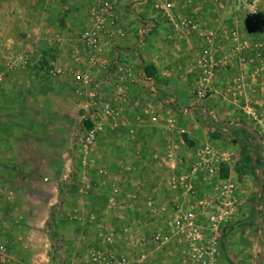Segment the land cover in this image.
I'll list each match as a JSON object with an SVG mask.
<instances>
[{"label": "crops", "instance_id": "obj_1", "mask_svg": "<svg viewBox=\"0 0 264 264\" xmlns=\"http://www.w3.org/2000/svg\"><path fill=\"white\" fill-rule=\"evenodd\" d=\"M96 1L0 0L1 27L9 23L15 31L9 39L10 47H26L40 56L44 78L56 68L61 71L57 77L68 76L75 81L73 75L94 66L93 86H104L110 99L116 100L121 115L116 119V128L111 130L108 122L104 123L90 159L73 146L81 190L95 187L108 202L100 209L101 217L92 215L89 219L92 232L93 223L104 221L102 231L111 235L112 244L127 254L130 264H145L151 255L156 259L157 250L162 251L160 254L165 251L161 262L167 258L181 261L182 245L178 240L171 237L161 245L157 233L169 235V218L175 217L178 210H187L189 199L209 197L220 175L237 183L239 208L220 229L218 262L264 264V30L249 28L255 25L234 8L211 5L206 0H183L177 4L174 18L156 8L154 0H109L114 3L117 22L113 27L115 36L103 34L102 60H107L106 65L89 61L90 52L78 39L81 32L93 27L91 10ZM196 8L198 12L194 13ZM186 16H194L208 28L215 27L222 55L230 58L208 82L204 98L192 89L194 81L199 83L204 77L199 62L204 38L198 30L179 34L175 29L180 17ZM147 25L150 27L142 39L140 29ZM234 25L240 27L237 38L228 29ZM255 27L264 29V16L262 25ZM156 30V36L150 35ZM1 38L0 31V50ZM149 67L157 70V78L148 74ZM51 77L48 79H55ZM97 90L93 95L88 92L91 98L106 101ZM145 108H149L148 113H144ZM63 110L55 107V115L58 117ZM2 125L0 120V131ZM60 130L63 128L57 120L51 133ZM12 139L9 149L15 152L13 162L20 165L17 150L21 142L17 137ZM26 144L27 149L39 150L46 157L56 148L48 139L41 144L32 140ZM206 147L230 154L229 160L215 165L214 177L192 172ZM3 148L8 147L0 140V150ZM57 148L63 168L67 152L65 146ZM190 183L198 193L195 197L186 187ZM52 191V197L60 196L58 184ZM99 196L90 198L89 212L99 211ZM95 217L97 221L92 222ZM45 222L38 230L47 231L50 245L52 234ZM35 228H28L30 236L35 235ZM171 247H176L175 254H166Z\"/></svg>", "mask_w": 264, "mask_h": 264}, {"label": "rangeland", "instance_id": "obj_2", "mask_svg": "<svg viewBox=\"0 0 264 264\" xmlns=\"http://www.w3.org/2000/svg\"><path fill=\"white\" fill-rule=\"evenodd\" d=\"M259 1L264 16V0ZM6 12H9V9ZM255 26L248 25L249 28L254 27L252 29L264 30ZM232 27L240 29L236 25ZM234 28L229 27L228 29L231 31ZM0 31L2 32L0 50L2 112L0 120L3 124L0 140L4 147H8L0 150V163H2L0 164V240L7 247L5 256L0 257V264H111L112 256L121 255L122 250L112 244L111 235H106V232L102 231L104 227L101 223L104 221L101 222L99 219L98 224L93 223L95 227L93 232V229L89 227L91 225L89 219L92 220V215L101 217L103 210L100 209L108 205L107 198L102 194L99 196L95 187H91V190H81L82 185L78 180L79 176L76 175L78 174L75 162L77 155L74 157L73 151L76 130L81 125L92 124V119H97L95 117L97 100L91 98L87 88L82 86L75 75H73L75 81L68 79V76L49 80L51 75L50 77L46 75L44 78L46 71L42 69L40 56L32 54L26 50V47L24 50L23 47L19 49V46L18 49L10 47L9 39L15 31H12L9 23L6 25L3 23L2 27L0 24ZM156 33L157 30L150 32V35L156 36ZM104 45L105 40L102 37L101 50L97 52L94 59L97 63L99 61L104 63L102 60L104 59ZM26 56L29 58V65L33 64L31 71L27 68L12 67L14 58ZM182 60H185V57H182ZM104 64L107 65V60ZM150 67L148 74L157 78V70H152ZM194 83L192 89L197 95L200 82H197L196 86ZM94 88L101 91L99 96L106 100L105 102L113 107L116 106V100L110 99L107 88L104 86ZM45 98L50 101H45ZM164 98L169 97L165 95ZM56 105L64 109L58 117L55 115L57 112L54 111ZM57 120L60 121L63 130L52 134V129L57 126ZM15 137L21 142L17 150L21 158L20 165L13 162L15 159L12 154L15 152L9 149V142ZM46 139L56 145H53L56 147L52 149L54 151L47 153L49 158L43 156L44 154L39 150L26 148V141L32 140V142L41 144ZM57 146H65L67 152L63 168L61 159L57 157ZM89 156L88 154V158ZM88 158L87 161H89ZM57 184L61 191L58 198L52 197V187L53 185L57 187ZM96 195L100 198L97 205L99 211L89 212L88 210L91 209L89 200ZM81 203L83 206L80 209L78 207ZM95 219L96 217L92 222L97 221ZM43 222L50 225L49 229L52 234L50 245L45 235L47 231L43 233L38 230ZM203 224L206 223L203 222ZM30 226L37 227L34 229L35 235L33 236L28 234ZM178 242L182 245L179 240ZM168 249L166 254H175L176 247ZM163 252L165 254V251ZM160 253L162 251L157 250V258L151 255L145 264H193L192 260L189 261L182 256L183 251L179 255L181 261L167 258L161 262L160 260L165 258Z\"/></svg>", "mask_w": 264, "mask_h": 264}, {"label": "built area", "instance_id": "obj_3", "mask_svg": "<svg viewBox=\"0 0 264 264\" xmlns=\"http://www.w3.org/2000/svg\"><path fill=\"white\" fill-rule=\"evenodd\" d=\"M145 3L149 0H141ZM153 1V0H152ZM183 0H154V6L162 10L167 16L174 18L175 8L177 4ZM191 1V0H189ZM211 5L230 6L234 8L236 13L248 20L253 25H262L263 15L259 0H206ZM217 7V6H216ZM198 12V8L194 9V13ZM93 18V27L79 34V41L83 43L90 52L89 59L94 62L97 52L101 50L103 34L115 36L116 32L113 29L117 22V15L114 3L109 0H97L91 10ZM176 21V20H175ZM153 26V25H151ZM149 25L143 26L140 33L143 37L149 29ZM175 29L179 34L191 30H198L204 38V46L199 55V62L203 67L204 77L202 78L197 88L199 97H206L207 86L210 79L215 75L218 68L224 67L229 62V56L222 55V45L219 42L220 34L216 28H208L201 24L194 16L180 17L176 22ZM232 37H238L237 28L230 31ZM29 58L16 57L13 59V68H29ZM92 67H89L86 72H78L77 79L80 80L83 87L87 88L88 92L97 94L94 88L91 76ZM50 75L57 77L61 73L59 69L51 68L48 72ZM97 113L92 119L91 125H81L74 135V148L81 151L84 155H90L94 150L99 133L104 123L108 122L111 130L116 128V119L120 115L119 109L113 107L110 103L102 100L97 101ZM149 108L144 109V113H148ZM200 160L193 166L194 174L204 173L208 176H216L215 165L221 164L230 158L227 151L221 153L215 151L212 147H206L201 151ZM217 183L214 191L207 198L198 199L187 202V210L180 211L178 214L170 218L169 235L162 236L157 233V243L164 245L171 237L176 238L182 244L184 258L193 264H219V234L221 227L228 223L233 214L239 208V203L236 198L237 183L231 178H222L217 175ZM177 188L175 184L171 185ZM189 194L192 197L198 195L193 184H188ZM117 191V188L114 189ZM183 209V207H179ZM205 222L206 224H203ZM7 247L0 240V257L5 256ZM111 264H130L127 254L114 255Z\"/></svg>", "mask_w": 264, "mask_h": 264}, {"label": "trees", "instance_id": "obj_4", "mask_svg": "<svg viewBox=\"0 0 264 264\" xmlns=\"http://www.w3.org/2000/svg\"><path fill=\"white\" fill-rule=\"evenodd\" d=\"M87 123H88V122H87ZM86 125H91V123H90V124L88 123V124H86Z\"/></svg>", "mask_w": 264, "mask_h": 264}]
</instances>
